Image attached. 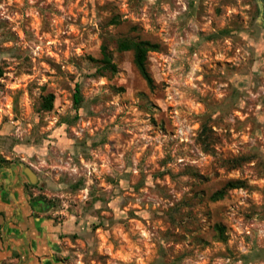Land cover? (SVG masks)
Here are the masks:
<instances>
[{
	"label": "rangeland",
	"instance_id": "rangeland-1",
	"mask_svg": "<svg viewBox=\"0 0 264 264\" xmlns=\"http://www.w3.org/2000/svg\"><path fill=\"white\" fill-rule=\"evenodd\" d=\"M0 231V264H264V0H0Z\"/></svg>",
	"mask_w": 264,
	"mask_h": 264
},
{
	"label": "trees",
	"instance_id": "trees-1",
	"mask_svg": "<svg viewBox=\"0 0 264 264\" xmlns=\"http://www.w3.org/2000/svg\"><path fill=\"white\" fill-rule=\"evenodd\" d=\"M155 48L156 47L151 43H149L148 41H136L133 39L119 40L117 46V49L120 52L132 53V65L138 71L140 76L145 80L146 84L150 88L153 87L154 80L149 72L147 66V59H148V53L150 51H153ZM100 52H101V58L98 60V62L102 63L101 68L115 71V65L112 63L111 55L107 51L105 45L101 46ZM53 101H54L53 95L48 94L44 99L43 108L46 110H50L52 108ZM80 101L81 99H80L79 91L78 89H76L74 95V104L78 105ZM238 187H239V183L237 181H229L225 184V186L221 190L214 193L212 199L218 200L224 196L226 190L236 189ZM216 230L220 233L221 236L223 233V227L217 225Z\"/></svg>",
	"mask_w": 264,
	"mask_h": 264
},
{
	"label": "water",
	"instance_id": "water-1",
	"mask_svg": "<svg viewBox=\"0 0 264 264\" xmlns=\"http://www.w3.org/2000/svg\"><path fill=\"white\" fill-rule=\"evenodd\" d=\"M26 175L28 176L30 182L35 181V175L30 170H26Z\"/></svg>",
	"mask_w": 264,
	"mask_h": 264
},
{
	"label": "crops",
	"instance_id": "crops-1",
	"mask_svg": "<svg viewBox=\"0 0 264 264\" xmlns=\"http://www.w3.org/2000/svg\"><path fill=\"white\" fill-rule=\"evenodd\" d=\"M0 258H1V231H0Z\"/></svg>",
	"mask_w": 264,
	"mask_h": 264
}]
</instances>
